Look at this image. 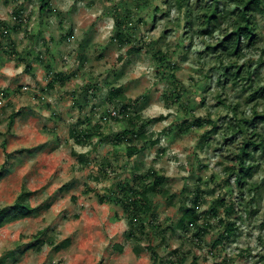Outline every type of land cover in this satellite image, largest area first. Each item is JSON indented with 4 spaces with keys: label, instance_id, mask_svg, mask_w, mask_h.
Listing matches in <instances>:
<instances>
[{
    "label": "rangeland",
    "instance_id": "1",
    "mask_svg": "<svg viewBox=\"0 0 264 264\" xmlns=\"http://www.w3.org/2000/svg\"><path fill=\"white\" fill-rule=\"evenodd\" d=\"M47 1L41 12L39 0H0V210L22 193L39 209L0 228V257L18 248L7 264H264V149L250 150L254 168L240 192L238 148L257 139L229 130L240 120L234 126L228 105L240 103L248 117L251 104L246 86L218 85L230 62L205 50L215 40H189L176 0ZM116 19L122 39L114 38ZM257 22L261 48L244 61L264 81ZM114 89L123 102L108 100ZM144 122L143 142L116 140ZM130 144L145 147L128 158ZM150 169L166 178L170 200L151 197L152 214L130 227L118 185L133 186ZM182 206L199 215L187 232L175 228ZM227 223L235 233L219 240ZM66 239L67 248L54 249Z\"/></svg>",
    "mask_w": 264,
    "mask_h": 264
},
{
    "label": "trees",
    "instance_id": "2",
    "mask_svg": "<svg viewBox=\"0 0 264 264\" xmlns=\"http://www.w3.org/2000/svg\"><path fill=\"white\" fill-rule=\"evenodd\" d=\"M40 11L43 12L49 6L47 0H39ZM178 9H185L184 19L186 32L189 40H192L193 35L197 38L214 39L215 43L207 45L205 50L213 51L215 57L220 63L230 62L223 64L220 68L218 85L220 86H238L242 84L248 88V97L245 101V105L250 106V116L245 117L244 112L240 111V103H236L234 106L228 105L229 110L233 113L235 117L234 121L236 125V120L239 121L238 128L233 127V125H228L229 130L232 133L242 134L244 140L247 133H250L251 137L257 139V141H249L242 143L238 148V154L236 156L239 162L238 168L234 174V181L238 186L240 192L244 191V186H247L246 179L250 176V172L253 170L254 165H246V158H250L251 149L256 147H261L264 149V111L258 113V106L264 103V81L263 76L258 71L257 67L253 69L250 65L251 61H244L245 51L251 49L258 50L260 41V27L257 22V17H261L264 20V0H194V3L189 4L188 0H176ZM154 21V17H152ZM122 22L118 19L115 20L116 32L115 37L117 39L123 38V30L121 29ZM217 37H214V35ZM264 53V47L261 49ZM158 62L165 64V66L173 72L176 67L170 60L166 59V54L162 53L160 50L155 54ZM234 61V62H233ZM242 61V64H235ZM260 62L256 63L255 66H259ZM174 75L168 73L167 79L174 80ZM221 78V81H220ZM109 101L119 100L123 102L125 99L120 89L111 90L108 94ZM123 110L127 108L122 107ZM16 114L11 116L12 119ZM147 122V121H146ZM146 122L142 124L138 129L133 127L129 130H124L122 133L116 136V140L120 143L128 139L143 142L145 140V133L143 127ZM202 121L197 119L195 121L196 126H201ZM209 124L211 122L209 121ZM260 129L258 131V127ZM214 129L217 126L214 125ZM252 131L249 132V129ZM261 130V131H260ZM73 135V132L71 133ZM78 135L77 143L83 140V135ZM74 137V135L72 136ZM145 145L137 148L136 145L130 144L126 147V155L131 158L144 149ZM83 162L82 159H80ZM134 185L131 186L127 181L118 185L119 192L122 195L117 199V203L120 202L123 206L124 211L128 213V224L132 227L133 222L139 220L141 215L152 214L154 210V205L152 204L151 197L159 195L165 200H170L168 193L164 188L166 183V178L159 175L155 170L150 169L144 175H135L133 177ZM253 187L258 189L259 187L255 183H251L248 188ZM28 193L20 194L14 203L10 206L4 207L0 210V228L5 224L16 221L18 219H23L31 217L33 214L39 213L38 208H31L30 205L25 201ZM107 198V197H106ZM106 200H109L108 198ZM169 202V201H168ZM194 206H196L197 201H193ZM233 207L228 205L225 207V212L229 215ZM180 210V219L177 221L175 228L179 231L187 232L188 227L196 226L199 221V215L195 211L194 207L182 206ZM203 230H199L195 236L199 238L203 233ZM235 233L234 223H227L224 231L219 235V240L224 237L231 236ZM127 238L131 237V233L126 234ZM218 242V241H217ZM49 244H52L51 242ZM70 240L66 239L61 242L58 246H55V250L65 249L69 246ZM27 247H33L30 245ZM118 251H122L121 246H116ZM20 249L16 248L13 251H8L0 257V264H7L8 260H15L20 254ZM135 253H138L137 249H134Z\"/></svg>",
    "mask_w": 264,
    "mask_h": 264
}]
</instances>
